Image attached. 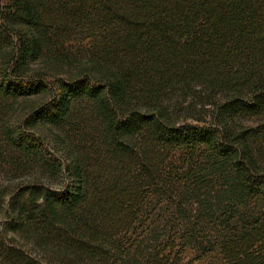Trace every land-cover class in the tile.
<instances>
[{
  "label": "trees",
  "instance_id": "1",
  "mask_svg": "<svg viewBox=\"0 0 264 264\" xmlns=\"http://www.w3.org/2000/svg\"><path fill=\"white\" fill-rule=\"evenodd\" d=\"M5 3L0 178L60 182L0 185V264H264V0Z\"/></svg>",
  "mask_w": 264,
  "mask_h": 264
},
{
  "label": "rangeland",
  "instance_id": "2",
  "mask_svg": "<svg viewBox=\"0 0 264 264\" xmlns=\"http://www.w3.org/2000/svg\"><path fill=\"white\" fill-rule=\"evenodd\" d=\"M6 3L5 0H0V10L1 9H6ZM13 41L15 38H12ZM90 43L88 39H83V40H70V41H64L62 42V45L59 47L58 51L53 50L52 48H45L43 50V54L36 59L35 61H32L28 63V68H29V73H37L41 72L45 74V80H51L52 76H59L62 78L71 76L75 72V67L77 66V60L78 61H84L82 59L85 58L87 50L90 49ZM55 52V53H54ZM59 52V53H58ZM61 53V54H60ZM8 54V49H3L2 54L0 55V64L3 63L5 55ZM60 54V55H59ZM42 99V95L39 96H29V97H20L17 100V103L14 105L15 110L13 111V118H21L24 116V114L28 111V108L33 105L36 102H39ZM35 131V130H34ZM36 131L38 132V135L42 136V138H45L48 144V138L53 139V132H56L52 130L50 127L48 128H37ZM53 154V152H52ZM55 155L53 156L54 158H57V154L54 153ZM6 167L0 168V173L7 172L4 171ZM37 169H34L29 172L22 173L21 178H17L16 180L12 181H5V178H0V185L5 186L8 185V182H12L14 184L15 182H19L25 179L28 180H35V179H41L42 182L49 186H58L57 184L60 182V179H52L50 177H47L46 174H40L38 173ZM2 216L0 215V220ZM191 254H188L186 259H193V263H201L204 264L205 261L197 259L196 253L190 252ZM202 261V262H201Z\"/></svg>",
  "mask_w": 264,
  "mask_h": 264
}]
</instances>
